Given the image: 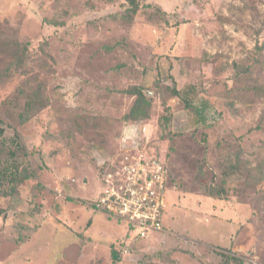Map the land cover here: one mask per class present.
Masks as SVG:
<instances>
[{
    "label": "rangeland",
    "instance_id": "obj_1",
    "mask_svg": "<svg viewBox=\"0 0 264 264\" xmlns=\"http://www.w3.org/2000/svg\"><path fill=\"white\" fill-rule=\"evenodd\" d=\"M137 1L128 24V0H0V41L54 68L40 73L48 105L22 122L36 82L0 61V170L32 174L0 193V264H264V0ZM171 75L182 94L164 107ZM145 80L154 115L135 124L169 169L165 229L128 245L127 224L92 203L129 125L125 90Z\"/></svg>",
    "mask_w": 264,
    "mask_h": 264
},
{
    "label": "built area",
    "instance_id": "obj_2",
    "mask_svg": "<svg viewBox=\"0 0 264 264\" xmlns=\"http://www.w3.org/2000/svg\"><path fill=\"white\" fill-rule=\"evenodd\" d=\"M134 124L126 126L120 149L105 170L92 207L127 224L130 242L165 229L169 169L148 147L149 138Z\"/></svg>",
    "mask_w": 264,
    "mask_h": 264
},
{
    "label": "trees",
    "instance_id": "obj_3",
    "mask_svg": "<svg viewBox=\"0 0 264 264\" xmlns=\"http://www.w3.org/2000/svg\"><path fill=\"white\" fill-rule=\"evenodd\" d=\"M140 4L137 0H128V7L126 8L122 18V22H126L128 24H132L134 22L135 16L140 10ZM13 47L14 50L13 54H8L4 52V48L6 47ZM27 45H25L23 42H21L16 36L13 37L9 41H0V61L3 56L9 57V64L8 69L11 67H15L17 70H20L23 74H32L34 77V81L36 82L35 88H32L27 94L25 98V103L23 107V111L20 113V119L22 122H26L30 115L32 113L38 112L39 110L45 108L48 105V97L45 94L46 91V85L43 79L40 78V73H53L54 68L48 63L47 59L45 58H39L38 63L36 66H32V68H27L28 64V52H27ZM51 59L52 56H49ZM236 67L239 69L241 66L239 64H236ZM171 79L173 82L172 92L170 94V97H163L161 96V104L165 107L166 103L168 102V99H171L172 97H180L182 94V91L178 86H176L177 82L175 77L171 75ZM150 84L147 80L143 81L139 84H134L126 88L125 92L131 96H134V101L132 106L130 107L129 111L124 115V120L126 123L134 124V123H140L141 121H149L152 119L154 113L153 109L156 106V103L154 99L147 93L149 88H147ZM254 91H261L262 95H264V86L260 88H255ZM258 94V93H257ZM193 110L197 111L201 118H205V115L203 114V108L201 106L194 107L189 106ZM164 116H160L159 122L161 123ZM169 118H164V122H169ZM257 128H261V125H258ZM3 136V128H0V144L4 142ZM16 144L18 145V150L10 149L9 152L12 155V159H15L17 152L20 150H24L25 147L21 144H19V133L16 132L15 134ZM227 164L230 168V172H226L225 176L226 179L229 180L231 177V174L233 171V164L232 159L228 158ZM16 162H13V165L11 166H3L0 170L2 174H4V177L9 178L10 182V188L9 190L0 188V193L2 192L3 195H11L16 193L18 187L29 177H31V173L27 172L25 169L22 171H19V166L15 164ZM0 183H2V179L0 178ZM211 197H214L212 193L208 194ZM120 248H114L113 245H111V256L114 262L120 261L121 256L120 253L122 249L124 250L123 244L120 245ZM217 249H220V255L223 258L229 259L230 261H236L241 262L236 255L231 254L228 250H224V248L216 247ZM226 249V248H225Z\"/></svg>",
    "mask_w": 264,
    "mask_h": 264
},
{
    "label": "crops",
    "instance_id": "obj_4",
    "mask_svg": "<svg viewBox=\"0 0 264 264\" xmlns=\"http://www.w3.org/2000/svg\"><path fill=\"white\" fill-rule=\"evenodd\" d=\"M126 129V128H125ZM125 131V130H124ZM123 131V132H124ZM221 201H226L225 199H220ZM230 207H233V209H235V211L233 212V214L232 215H230V216H227L228 217V219H229V222H232L233 220L231 219V217H233V218H235L234 220H237L238 222H240L241 221V217H240V215H241V213H240V215H239V213H237L236 212V209H238V208H235V207H240L238 204L236 205V204H231L230 205ZM242 216L244 217V215L242 214ZM236 232V231H235ZM234 232V233H235ZM156 233H154L153 235H155ZM152 235V236H153Z\"/></svg>",
    "mask_w": 264,
    "mask_h": 264
}]
</instances>
